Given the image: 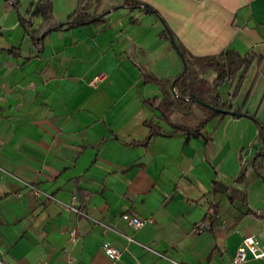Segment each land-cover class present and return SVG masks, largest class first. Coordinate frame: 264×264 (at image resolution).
<instances>
[{
    "label": "crops",
    "instance_id": "crops-1",
    "mask_svg": "<svg viewBox=\"0 0 264 264\" xmlns=\"http://www.w3.org/2000/svg\"><path fill=\"white\" fill-rule=\"evenodd\" d=\"M30 1L19 0V11ZM140 1L156 12L96 0L92 11L109 10L102 22L52 29L37 49L0 0L3 264H109L103 242L120 249L119 264H230L243 236L264 245V158L263 176L251 164L261 143L252 115L264 124V0ZM76 2L52 0L55 18L65 20ZM164 25L190 55L243 57L217 92L251 117L214 115L204 136L155 130L144 142L148 121L173 128L146 101L183 68ZM242 162L245 183L236 180ZM131 216L151 220L133 227ZM236 264H264V256Z\"/></svg>",
    "mask_w": 264,
    "mask_h": 264
},
{
    "label": "trees",
    "instance_id": "trees-1",
    "mask_svg": "<svg viewBox=\"0 0 264 264\" xmlns=\"http://www.w3.org/2000/svg\"><path fill=\"white\" fill-rule=\"evenodd\" d=\"M9 1L16 11L24 31L29 35L37 49L41 47L44 35L52 29L72 27L89 22L100 23L104 20L105 14L109 12L107 9L98 13L92 11L91 6L96 0H77L74 9L67 15L66 19L58 21L53 13L52 0H31L24 12L19 11V0ZM126 3L134 7H143L146 12H156L151 5L140 0H126ZM36 17H39L40 20L35 23ZM168 31L165 29L163 33L169 39ZM175 42L182 52L185 68H182L173 78L174 93L170 88L171 82L160 79L158 82L162 89L161 97L153 96L146 99L150 105L155 106L159 110V119L169 122L173 128L170 131H163L160 125L148 121L149 132L144 142L148 140L155 130L164 134H173L176 131H181L185 133L186 140L190 136H204L203 126L205 122L214 115H223L224 113L200 103L197 98L216 107H232L231 104H227L220 99L217 86L224 78H231L235 74L244 60L243 57L230 49L212 55H190L178 41ZM169 45L172 46L170 40ZM247 63L248 60L245 61L244 65L246 66ZM207 68H213L215 70V74L211 79H206L201 75ZM241 76L240 74L238 80H240ZM195 106L203 110L204 116L200 117L194 113L193 109ZM239 108H242V106ZM177 112L180 113V116L192 117L193 119L191 118L190 122L173 120V114ZM252 118L258 123V134L261 143L260 147L254 153L255 157L252 159L251 164L254 167V172L262 175L260 165L264 158V124H261L255 118V115H252ZM245 169L246 163L242 162L241 171L237 175V181L245 183L250 178V176L246 177ZM214 183L219 182L215 181ZM213 187L216 188V186ZM223 188L225 189V187ZM236 192L238 190L233 187L232 194H236Z\"/></svg>",
    "mask_w": 264,
    "mask_h": 264
},
{
    "label": "built area",
    "instance_id": "built-area-1",
    "mask_svg": "<svg viewBox=\"0 0 264 264\" xmlns=\"http://www.w3.org/2000/svg\"><path fill=\"white\" fill-rule=\"evenodd\" d=\"M26 185L29 186L30 189L36 194H41L44 197L54 198V195H52L51 193L46 192L44 190H41L35 184L26 182ZM72 197L74 198L75 195H72ZM66 205L75 209V210H78L75 206H73L71 204L66 203ZM150 220H151V217L139 218L137 216H131L129 218V223L133 227H139L144 222L150 221ZM202 227H203L202 224H198V225H195L193 227V230L198 231V230L202 229ZM76 236H77V229H76V227H72L69 230V239L74 240L76 238ZM101 246L111 259L109 264H119V259L121 256L120 249H118L114 245L107 243V242H103L101 244ZM148 248H150V247H148ZM158 253L160 255H162V253H160V252H158ZM263 256H264V245L262 246L260 241L256 237H254L253 235L247 234V235L243 236L240 245L238 246L236 252L234 253V255L231 258L230 264L240 263V262H243V261H245L251 257H263ZM3 263H4V261L0 260V264H3Z\"/></svg>",
    "mask_w": 264,
    "mask_h": 264
},
{
    "label": "water",
    "instance_id": "water-1",
    "mask_svg": "<svg viewBox=\"0 0 264 264\" xmlns=\"http://www.w3.org/2000/svg\"><path fill=\"white\" fill-rule=\"evenodd\" d=\"M164 27L167 29V26L164 25ZM168 31V29H167ZM168 36H169V40L170 42L172 43L174 49L176 50V52L178 53V55L181 57L182 59V62H183V69L185 68V64H184V61H183V56H182V52L181 50L179 49L177 43L175 42V40L173 39L171 33L168 31ZM174 79L172 80L171 82V91L174 93ZM197 100L202 103V104H206L208 107L218 111V112H222V113H227V114H232V115H247L249 117H251V115L241 111V110H238V109H232V108H223V107H216V106H213L211 104H207L205 103L203 100L197 98Z\"/></svg>",
    "mask_w": 264,
    "mask_h": 264
},
{
    "label": "rangeland",
    "instance_id": "rangeland-1",
    "mask_svg": "<svg viewBox=\"0 0 264 264\" xmlns=\"http://www.w3.org/2000/svg\"><path fill=\"white\" fill-rule=\"evenodd\" d=\"M191 118H192V117H187V118H186V119H187L186 121H187V122H188V121L190 122V121H191ZM192 119H193V118H192Z\"/></svg>",
    "mask_w": 264,
    "mask_h": 264
}]
</instances>
